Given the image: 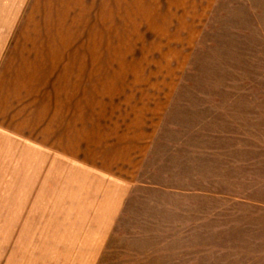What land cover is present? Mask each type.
<instances>
[{
    "label": "rangeland",
    "instance_id": "obj_1",
    "mask_svg": "<svg viewBox=\"0 0 264 264\" xmlns=\"http://www.w3.org/2000/svg\"><path fill=\"white\" fill-rule=\"evenodd\" d=\"M72 2L47 142L0 139V264H264V0Z\"/></svg>",
    "mask_w": 264,
    "mask_h": 264
},
{
    "label": "crops",
    "instance_id": "obj_2",
    "mask_svg": "<svg viewBox=\"0 0 264 264\" xmlns=\"http://www.w3.org/2000/svg\"><path fill=\"white\" fill-rule=\"evenodd\" d=\"M64 1L69 0H0V139L35 137L47 142L48 121L56 111L49 89L58 101L64 83V48L79 47L75 40L80 30L74 23L80 14L65 22ZM70 1L77 11L81 5L93 6V0ZM109 140L127 143L104 139L103 144Z\"/></svg>",
    "mask_w": 264,
    "mask_h": 264
}]
</instances>
